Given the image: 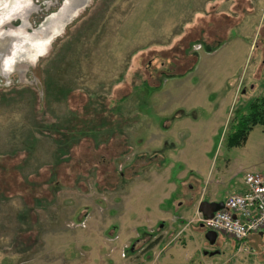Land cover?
<instances>
[{
    "label": "rangeland",
    "instance_id": "rangeland-1",
    "mask_svg": "<svg viewBox=\"0 0 264 264\" xmlns=\"http://www.w3.org/2000/svg\"><path fill=\"white\" fill-rule=\"evenodd\" d=\"M58 3L0 0L1 35L31 15L0 60L16 82L0 80V264H264L250 238L243 253L220 233L208 244L174 204L206 178L235 192L253 164L225 137L264 63V0ZM160 155L171 180L141 187Z\"/></svg>",
    "mask_w": 264,
    "mask_h": 264
},
{
    "label": "crops",
    "instance_id": "crops-1",
    "mask_svg": "<svg viewBox=\"0 0 264 264\" xmlns=\"http://www.w3.org/2000/svg\"><path fill=\"white\" fill-rule=\"evenodd\" d=\"M244 50H246V47L244 48ZM256 67H258V66H256ZM263 70H264V63H262L260 65L259 70H257L256 68L254 69V73L255 72L257 73V74H255L256 77H253L255 85H250L251 86L250 90L252 92L247 94V96L244 97L245 102L242 104V106H245L246 104L248 105V103L251 101V99H253L255 97V94L253 93V91L256 90L257 85L260 83V80L262 78L261 73ZM230 93H231L230 94V97H231L233 91L231 90ZM246 144H249L250 156L253 159V164L247 170H243V169L240 170V172L243 173L242 176H244L245 173H255V174L264 176V126L254 127L249 132V134L247 136V140H246L244 145H246ZM162 160H165V158L160 155L159 161H154V159H153L152 161L148 162V164L147 163L144 164L146 166V167L144 166V169L146 171L144 170L145 172L142 175L145 178H144V181L141 182V184H140L141 187H146L148 185V183H152V187H155V183H157L159 179H162V181H166V182L171 180V178H172L171 172L170 171H166V173L163 172V170L164 171L167 170L168 167H166V166L159 167L163 162ZM165 164H166V162H165ZM191 173L194 174V171L192 170ZM191 178H193V176H191ZM220 183L221 182H220V179L218 178V176L213 181H211L207 178L205 180H202V182L200 183V186H198V187H195L192 185V184H194V181L191 184L185 183V185H186L185 193L187 191L188 195L186 194V196L184 195V197L180 196V198H178L177 200L174 201L176 209L181 214L180 218H182L183 221H188V220L192 219L193 223L191 226L193 227L195 224H198V223H195V217H196V214L199 215V213L197 212V208H198L199 203L205 201L207 203L223 204V202L225 201V199L228 196L234 195V194H242L245 191V186H244V183L242 180V183H241L240 188L238 190H235V192H232L230 190L229 193H227L223 196H220L219 195V188L221 186ZM177 190H178V188L176 186H173V185L170 186V193L175 194V193H177ZM150 193H151L150 191H147V194H150ZM169 194L165 195V197L167 196L170 200L172 198L169 196ZM190 194H193V195L189 196ZM170 203L171 202H169L168 205H170ZM178 220H180V219H178ZM177 225H180V224H177ZM198 226L200 227V224H198ZM171 228L173 230L174 226L169 227L168 230H163L159 234V236L152 239L153 242L156 241L154 246L159 245L161 242L169 244L170 241H172L175 238V236L178 233L170 241L165 242L166 240H168V239H166V237H168L170 235ZM201 229H204V228H201ZM223 236H225V235H223ZM225 237L227 238L226 240L231 241V247L233 248V251L237 252L236 251V249H237L236 243L231 238H229L227 236H225ZM249 238H248L249 241H253L255 243L253 245V247L251 248V251H253L252 249H254L256 251V252H254V257H256V258H259L260 256L264 257V255L262 253V251L264 249V230L257 233V234L251 235ZM259 249L261 250V252H257V250L259 251ZM249 255H248V257H249Z\"/></svg>",
    "mask_w": 264,
    "mask_h": 264
},
{
    "label": "built area",
    "instance_id": "built-area-1",
    "mask_svg": "<svg viewBox=\"0 0 264 264\" xmlns=\"http://www.w3.org/2000/svg\"><path fill=\"white\" fill-rule=\"evenodd\" d=\"M243 183L245 191L228 196L210 219L200 215L195 218V223L201 224L205 231L231 238L238 253L247 252L248 238L264 230V176L245 173Z\"/></svg>",
    "mask_w": 264,
    "mask_h": 264
},
{
    "label": "trees",
    "instance_id": "trees-1",
    "mask_svg": "<svg viewBox=\"0 0 264 264\" xmlns=\"http://www.w3.org/2000/svg\"><path fill=\"white\" fill-rule=\"evenodd\" d=\"M66 0L63 1V5H65ZM256 126H264V87L261 97L256 98L250 101L244 110L239 116L234 117L231 121L230 129L226 134V146L229 148L241 147L245 144L247 140V136L249 132ZM59 128V127H58ZM55 127L54 130H59ZM57 137H59L58 145H72L75 140L72 138H67L64 141L63 131H55ZM75 133V132H74ZM91 135H87L84 137V142L88 144L90 141ZM92 139V137H91ZM73 140V141H72ZM78 141V140H77ZM89 145V144H88ZM70 146H67V148ZM64 148V147H63ZM89 157V156H86ZM87 159V158H86ZM2 175V174H1ZM3 176V175H2ZM13 178V177H12ZM0 179H4V176ZM4 183H6L4 179ZM2 184V182H1ZM15 185V184H14ZM34 194V193H33ZM156 241L152 242L149 245V248L154 246Z\"/></svg>",
    "mask_w": 264,
    "mask_h": 264
},
{
    "label": "flooded vegetation",
    "instance_id": "flooded-vegetation-1",
    "mask_svg": "<svg viewBox=\"0 0 264 264\" xmlns=\"http://www.w3.org/2000/svg\"><path fill=\"white\" fill-rule=\"evenodd\" d=\"M63 1L64 0H59V3L57 5V9L53 10L52 12H55V13H52V14H55L56 16H58V14L62 13L63 10H65L69 6H71L70 4L78 2L79 0H66L65 5H63ZM44 3H45V1H44ZM46 6H47L46 9L48 10L49 7H50L49 1L46 2ZM46 9H45V11H46ZM17 12H20L21 15H17V16H14V17L12 16L10 19H8V21L10 22L11 25L8 26L9 22L7 24L5 23L4 24L5 32H3L2 35L0 34V41L2 42L0 44L4 43L2 47L0 46V60L3 58L4 55L6 56L5 53H7L6 52L7 50H8V53L10 54V46L8 45L7 41L11 42V40L10 39L6 40V38H7L6 35H8L10 37V33L7 34L6 31H8V29H11V27H13V28L15 27L14 25H12V22L18 21V24H17L18 26H21V28H24V29H28V30L30 29V27L25 24V21L26 22L29 21V18H30L31 15L28 16V14H26L27 11L24 12L23 10H20V9H16L15 13H17ZM52 14L51 15L47 14L46 16L44 15L42 17V19H40V21H44L46 17H47L46 19L48 20L49 16H52ZM13 39H15V38H13ZM21 79L22 78L20 77V79L18 81L21 82ZM0 80L3 82L2 85H4L5 87L10 86L11 84L12 85L16 84V82L12 83L10 77H1L0 76ZM24 83H25V85L30 84L29 82H27V83L24 82Z\"/></svg>",
    "mask_w": 264,
    "mask_h": 264
},
{
    "label": "water",
    "instance_id": "water-1",
    "mask_svg": "<svg viewBox=\"0 0 264 264\" xmlns=\"http://www.w3.org/2000/svg\"><path fill=\"white\" fill-rule=\"evenodd\" d=\"M222 208V204L215 203H207L205 201L199 203L197 212L201 215L203 219H210L213 214L219 211ZM203 228L202 225H200ZM218 238V234L216 232L207 231L204 233V239L210 245H214ZM219 252H215L214 254H218Z\"/></svg>",
    "mask_w": 264,
    "mask_h": 264
}]
</instances>
